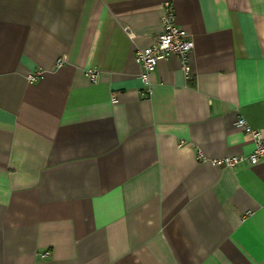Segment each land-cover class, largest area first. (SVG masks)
I'll list each match as a JSON object with an SVG mask.
<instances>
[{
  "label": "crops",
  "instance_id": "0c3cea01",
  "mask_svg": "<svg viewBox=\"0 0 264 264\" xmlns=\"http://www.w3.org/2000/svg\"><path fill=\"white\" fill-rule=\"evenodd\" d=\"M165 2L192 77L143 96ZM240 116L264 135V0H0V264H264V158H196L250 152Z\"/></svg>",
  "mask_w": 264,
  "mask_h": 264
},
{
  "label": "built area",
  "instance_id": "2783aa9c",
  "mask_svg": "<svg viewBox=\"0 0 264 264\" xmlns=\"http://www.w3.org/2000/svg\"><path fill=\"white\" fill-rule=\"evenodd\" d=\"M160 25L161 30L154 37L152 43L146 47H138L134 51V59L141 69L140 79L143 86V96H150V75L155 70L158 62L168 55H174L178 58L181 70L186 78L192 77L190 55L194 47V42L189 32L177 24L173 7L169 2H165L163 5L160 15ZM65 59V57H58L56 59V66H62L65 63ZM97 73L96 69H89L85 72L88 78L93 82L96 80ZM43 74L44 69L36 67L26 74V78L28 82H35L41 79ZM112 99L114 100L115 98L112 97ZM236 125L247 135L251 136L254 146L250 152L246 154L208 158L200 149H197V160L203 162L207 161L214 166L232 168L241 164L254 165L264 158V135H262L261 131L253 128L241 116L237 118ZM43 255H48V252H45Z\"/></svg>",
  "mask_w": 264,
  "mask_h": 264
}]
</instances>
